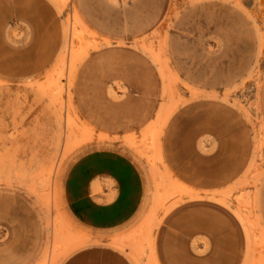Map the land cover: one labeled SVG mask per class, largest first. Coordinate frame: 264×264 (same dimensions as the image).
<instances>
[{
  "label": "rangeland",
  "instance_id": "1",
  "mask_svg": "<svg viewBox=\"0 0 264 264\" xmlns=\"http://www.w3.org/2000/svg\"><path fill=\"white\" fill-rule=\"evenodd\" d=\"M46 1L57 58L0 75V196L35 207L30 264H264V0H159L148 26L117 33L99 21L110 0ZM209 7L238 19L245 42L219 47ZM10 19L0 10V28ZM96 149L142 175L141 208L114 230L79 223L62 195L70 166ZM15 233L0 220V246Z\"/></svg>",
  "mask_w": 264,
  "mask_h": 264
},
{
  "label": "crops",
  "instance_id": "2",
  "mask_svg": "<svg viewBox=\"0 0 264 264\" xmlns=\"http://www.w3.org/2000/svg\"><path fill=\"white\" fill-rule=\"evenodd\" d=\"M110 2H100L97 8L103 17L99 21L108 33L148 26L159 5V0H141L133 10L124 12L116 7L119 0ZM91 9L95 11V7ZM0 10L5 17L11 18V30L6 29V22H2L0 28V75L19 79L44 72L57 58L60 47L52 6L46 0H0ZM206 10L211 15L210 32L220 34L223 39H215L219 47L222 42L226 45L234 40L245 42L244 29L238 19H231L222 8ZM18 16L23 19L27 36L22 45H18L13 33ZM172 45V49L180 53V45L174 40ZM183 54L188 65L186 69L190 71L193 52L188 49ZM173 57L176 59L174 51ZM142 185V175L130 158L114 150L96 149L81 154L70 166L63 181L62 195L75 220L90 229L108 231L132 221L141 208ZM34 208L22 196H0V220L6 221L16 232L9 243L0 246V264H30L36 257L35 242L28 237L37 225Z\"/></svg>",
  "mask_w": 264,
  "mask_h": 264
},
{
  "label": "bare ground",
  "instance_id": "3",
  "mask_svg": "<svg viewBox=\"0 0 264 264\" xmlns=\"http://www.w3.org/2000/svg\"><path fill=\"white\" fill-rule=\"evenodd\" d=\"M238 3V2H237ZM238 5H239V3H238ZM242 5V4H241ZM244 8V7H243ZM246 9V8H245ZM166 40V39H165ZM166 42V41H165ZM64 47V46H63ZM151 51H152V49H151ZM155 54V53H154ZM158 57V56H157ZM164 57V56H163ZM168 58V57H167ZM161 60V59H160ZM165 62V61H164ZM165 65H167V64H165ZM164 67H167V66H164ZM169 68V67H168ZM5 88H7V87H5ZM193 98V97H192ZM163 120V119H162ZM160 123V122H159ZM155 132V131H154ZM156 133V132H155ZM158 133V132H157Z\"/></svg>",
  "mask_w": 264,
  "mask_h": 264
}]
</instances>
